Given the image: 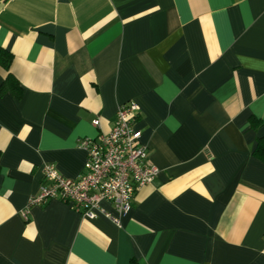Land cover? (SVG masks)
Listing matches in <instances>:
<instances>
[{"label":"crops","instance_id":"1","mask_svg":"<svg viewBox=\"0 0 264 264\" xmlns=\"http://www.w3.org/2000/svg\"><path fill=\"white\" fill-rule=\"evenodd\" d=\"M0 48V264H264V0H0ZM126 101L158 172L119 224L28 206Z\"/></svg>","mask_w":264,"mask_h":264},{"label":"built area","instance_id":"2","mask_svg":"<svg viewBox=\"0 0 264 264\" xmlns=\"http://www.w3.org/2000/svg\"><path fill=\"white\" fill-rule=\"evenodd\" d=\"M139 113L138 103H120L108 131L77 139V145L86 153L85 169L78 176L65 177L54 165L44 164L45 182L29 197L27 205L59 199L83 217L101 214L119 224V217L131 209L137 190L158 172L157 167L146 163L147 150L140 141L141 131L135 126ZM92 124L100 126L99 118ZM102 202L110 204L112 211L103 207Z\"/></svg>","mask_w":264,"mask_h":264},{"label":"trees","instance_id":"3","mask_svg":"<svg viewBox=\"0 0 264 264\" xmlns=\"http://www.w3.org/2000/svg\"><path fill=\"white\" fill-rule=\"evenodd\" d=\"M10 61H11V53L7 51L6 49L0 48V66L4 67L5 69H8ZM17 86L18 84H17L16 78L11 73H8L4 82L0 85V92H3L4 90H8V88L11 87L12 93L15 94L16 96H19L20 91L17 89ZM249 121H250L251 127L255 129L261 126L262 124V120L255 116H251ZM254 155L258 157L260 160L264 161V135L257 138V145L254 150ZM56 200H59V199H56ZM49 202L42 204V205H38V206H44L48 204Z\"/></svg>","mask_w":264,"mask_h":264}]
</instances>
